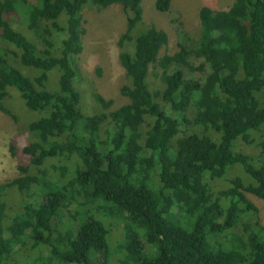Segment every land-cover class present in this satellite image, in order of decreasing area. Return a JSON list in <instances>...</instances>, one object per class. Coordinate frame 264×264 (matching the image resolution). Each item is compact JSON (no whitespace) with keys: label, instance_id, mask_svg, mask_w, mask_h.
<instances>
[{"label":"trees","instance_id":"obj_1","mask_svg":"<svg viewBox=\"0 0 264 264\" xmlns=\"http://www.w3.org/2000/svg\"><path fill=\"white\" fill-rule=\"evenodd\" d=\"M142 1L0 0V110L9 113L3 102L14 87L28 110L47 111L28 126L27 163L17 165L26 199L11 217L3 197L12 184L0 185V264H10L27 240L63 264H93L97 256L102 263L109 235L104 219L111 216L123 218L128 231L140 227L155 247L136 264H264L258 209L231 196L242 190L264 199V166L238 150L239 141L256 143L264 156V0H233L226 10L202 7L199 37L180 28L179 50L162 57L168 35L144 23ZM113 5L126 17L117 42L127 80L120 93L129 103L84 116L73 59L83 50L81 14ZM155 7L166 13L171 1L156 0ZM12 20L33 37L14 29ZM56 35L63 36L59 48ZM53 70L59 73L54 93L48 89ZM95 99L104 110L112 106L98 94ZM10 151L14 156L13 144ZM54 159L73 162L72 170L48 174L44 166ZM235 167L250 182L237 177L213 194L206 178L222 179ZM74 204L95 205V211L70 216L62 230L61 212ZM175 205L188 218L184 229L168 218ZM218 236L226 242L212 241Z\"/></svg>","mask_w":264,"mask_h":264},{"label":"rangeland","instance_id":"obj_2","mask_svg":"<svg viewBox=\"0 0 264 264\" xmlns=\"http://www.w3.org/2000/svg\"><path fill=\"white\" fill-rule=\"evenodd\" d=\"M31 4H36L37 0H28ZM156 0H143V20L146 25H154L157 29L163 30L168 35V43L160 51V57L164 55L175 54L178 48V33L182 28L193 38H198L200 33L199 10L202 7H209L215 10H226L232 6L233 0H170L171 7L166 13L160 12L155 7ZM82 22L85 34L82 37L83 50L79 55L73 57L78 70L74 81V88L79 95V110L84 116L99 114L101 112L108 113L119 109L129 103L126 97L120 93V89L127 83L126 73L120 61L121 49L118 47L119 37L126 31V17L121 5H113L107 9H98L95 6L86 7L82 11ZM12 27L22 33L27 38H32L31 30L25 26L19 25L17 21L12 20ZM21 27V28H20ZM18 28V29H17ZM63 36L56 35L54 41L56 47L59 48ZM22 70V71H21ZM19 71L24 75H31L26 67H22ZM57 70L49 73L48 89L51 92L59 91V77L56 76ZM59 74V73H58ZM152 85H159L158 79L152 77ZM98 94L106 101H111L112 106L104 110L101 105L96 102L95 95ZM6 113L0 110V185L12 184L6 190L3 199L8 202L7 214L13 216L16 211L21 210L20 201L24 198L21 189V174L17 169L18 163H27L22 149L32 141L29 132V124L37 121L47 114L45 112L30 111L26 108L23 94L20 88H8V96L3 102ZM192 113L189 112V119ZM198 130V129H197ZM190 127L184 131L189 132ZM184 132H180L182 136ZM256 141L260 140V136L256 135ZM174 144V141H172ZM13 144L14 156L10 151ZM238 150L260 161L264 166V156H261V150L256 145L238 142ZM74 163L61 159L49 160L44 166L48 174L56 175L55 169L66 166L70 171ZM31 173L35 174L36 170L31 169ZM239 177L243 183L248 184L250 178L243 172L240 167L232 168L228 174L222 179L206 178L213 194L218 195L220 192L229 189L231 181ZM231 196L237 197L238 200H248L258 209L259 224L264 226V199H260L250 193L242 190L235 191ZM182 200H187L181 196ZM82 198L78 199L81 202ZM84 201V200H83ZM100 203H96L98 205ZM95 205H79L74 204L66 211H62V222L60 228L66 229L70 224L69 217L76 216L77 219L82 216L83 211H95ZM96 217V216H95ZM168 218L170 221L181 222L183 229L187 226V216L184 212L176 207L171 209ZM244 222L252 223L251 215H245ZM109 235H108V253L104 262L97 256L93 258V264H136L144 255L152 256L155 247L146 243L141 237L143 230L134 226L131 231L125 228V221L121 217L111 216L104 219ZM170 224V223H169ZM240 228L236 231L240 233ZM139 234V238L135 241V234ZM214 239L226 242L222 236ZM225 240V241H224ZM133 242L129 247V243ZM35 244L27 240L26 244L16 246V252L12 256L10 264H44L50 258V254L41 246L34 247ZM129 247V248H128ZM51 260V258H50ZM50 264H63L56 259H52Z\"/></svg>","mask_w":264,"mask_h":264}]
</instances>
